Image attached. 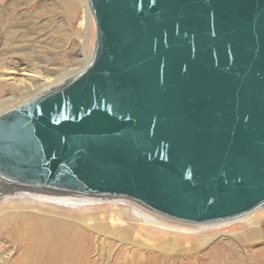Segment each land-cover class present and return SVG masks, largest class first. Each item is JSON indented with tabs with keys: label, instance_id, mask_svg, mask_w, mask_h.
<instances>
[{
	"label": "water",
	"instance_id": "1",
	"mask_svg": "<svg viewBox=\"0 0 264 264\" xmlns=\"http://www.w3.org/2000/svg\"><path fill=\"white\" fill-rule=\"evenodd\" d=\"M85 68L0 114V198L119 199L224 223L264 208V0H87Z\"/></svg>",
	"mask_w": 264,
	"mask_h": 264
},
{
	"label": "bare ground",
	"instance_id": "2",
	"mask_svg": "<svg viewBox=\"0 0 264 264\" xmlns=\"http://www.w3.org/2000/svg\"><path fill=\"white\" fill-rule=\"evenodd\" d=\"M85 2V13L81 25L86 30L87 24L90 22V14L88 13L89 9L87 10V0ZM8 21L11 19L7 14L6 22L1 19V24L4 23L3 26H6ZM81 40L84 46L85 38L82 37ZM91 53L92 50L90 56ZM86 57L76 61L75 66H80L78 69H54V72H50L48 77H40L37 71L36 73L26 71L24 68L18 69V66L1 70L0 108L16 96L33 91L34 97L62 84L85 68L90 58ZM20 200L32 204H47L67 208L98 203L126 202L119 199L96 200L71 195H49L24 191L4 195L0 198V264H97V260L103 255L98 252L100 250L97 251L95 238L87 234L79 222L76 224L42 214L20 213L17 209L10 213L11 208L2 207L6 203ZM129 208L133 210L126 209L125 213L132 210L134 218L139 217L146 220L144 219L146 217L163 222L168 221L133 205H130ZM259 211L229 222L190 226L192 232H206V230L236 224L240 225L239 228L246 230V232L233 234L223 243H216L207 251L204 248L212 244V239H202L199 244L193 246L194 248L182 247L179 241L171 244L169 239L159 242L157 247L142 244L135 240V249L131 253L128 252L130 254L126 252L127 249L123 246L115 253L114 257L111 258V255L107 257L108 264H264V211L258 213ZM117 222L120 224V228L116 230L117 235H119L118 240L123 243L129 240L131 232L128 231L120 217ZM143 222L146 224V221ZM166 224L161 225L169 228H173L175 225L171 221ZM2 235L7 236L8 239L4 241Z\"/></svg>",
	"mask_w": 264,
	"mask_h": 264
},
{
	"label": "rangeland",
	"instance_id": "3",
	"mask_svg": "<svg viewBox=\"0 0 264 264\" xmlns=\"http://www.w3.org/2000/svg\"><path fill=\"white\" fill-rule=\"evenodd\" d=\"M85 1L0 0V71L18 66V69L24 68L26 71H37L40 77H48L50 72H54V69H78L80 66H75L76 61L86 56V58L90 57L95 41V27L89 11L88 30H85L81 25L85 13ZM7 14L11 21L3 26L4 23L1 24V19L6 22ZM82 37L85 38L84 46L81 43ZM33 94V91L28 92L7 101L0 108V114L29 100L33 97ZM130 205L147 211L128 201L116 204L98 203L67 208L47 204H32L20 200L6 203L2 207L11 208L10 213L17 209L20 213L42 214L76 224L79 222L81 228L92 238H95L97 251L100 250L98 252L103 254L99 259L97 258V264H108L107 257L109 255H111V258L114 257L115 253L123 246L126 247L127 253H131L136 246L135 240L142 244L157 247L163 240L169 239L171 244L179 241L182 247L194 248L193 246L199 244L202 239H212V244L204 248L207 251L209 247L216 243L225 242L233 234L246 232V230L239 228L240 225L238 224L206 230V232H192L190 230L192 225L172 221L164 217L162 219L168 220L167 222L155 218L144 217L146 220L139 217L134 218L132 215L133 209L129 208ZM126 209L132 210L125 213ZM259 210L258 213L264 211V208ZM119 217L124 221L128 231L131 232L129 240L124 241V244L118 240L119 235L116 231L120 228V224L117 222ZM143 221H146V224ZM169 221L175 223L173 228L161 225ZM2 237L4 241L8 239L5 235H2ZM141 249L143 248L141 247ZM109 250L111 251L108 252ZM12 255L15 256L14 253Z\"/></svg>",
	"mask_w": 264,
	"mask_h": 264
}]
</instances>
